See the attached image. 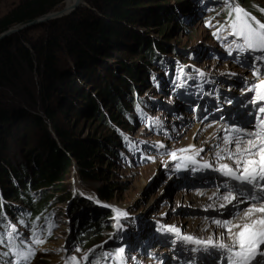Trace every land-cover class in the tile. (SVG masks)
<instances>
[{"label": "rangeland", "instance_id": "1", "mask_svg": "<svg viewBox=\"0 0 264 264\" xmlns=\"http://www.w3.org/2000/svg\"><path fill=\"white\" fill-rule=\"evenodd\" d=\"M19 2L20 0H0V17L6 15ZM175 2L160 1L144 3L142 6L145 9L157 7L156 5L170 8ZM233 4H235L234 0H201L193 5L192 10L183 14V24L165 22L155 25L141 22L133 26L138 33L166 44L168 53L165 59L176 60L177 67L180 68V74L177 76V70L172 67L166 72H163L162 67H156L153 72L155 86L149 89L141 86L142 93L138 95L144 103L141 110L144 112L145 121L150 122L145 128L139 125L137 120L132 124L127 123L126 117L117 115L112 108L104 107V103L99 98V91L97 92L104 86V82L111 81L112 77L116 78V74L120 75L121 64H136L139 61L133 51L128 27L103 51L105 54L102 57L98 56L86 78L90 81L86 83L80 79L77 80V85H72L68 76L69 71L72 72L73 69L70 60L65 54L58 55L60 69L66 79L60 86L59 92L53 96L51 106L58 108L57 117L62 127L76 137L100 148L97 152L98 158L93 164L97 181L82 182L76 177L70 178L68 181L70 191L92 203L96 201L95 190L101 186L109 187L113 194L112 200L103 201L104 210L110 214L107 219L110 229L104 232L98 244L102 246L98 264H110L111 256L114 255L110 248L124 250V259L120 253H115V264H122L123 260L124 264H151L153 258L149 260L148 248L152 239L162 236L165 226L174 227L202 240H206L209 236L213 237L214 242L228 240L227 234L221 236L225 229H220L214 223V219L219 215H222L224 221L233 218L234 211L227 207L234 202L229 204L224 200L226 206L221 207L222 192L215 188L192 187L190 184L196 179L195 172L190 167L184 166L187 162L183 160L188 156L201 159L211 155V161L215 162L217 161L215 153L221 152V155L226 157L227 153L222 149L228 148L233 151L234 146H226L223 143L225 135L231 132L221 122V115L229 112L233 97L246 93V86L252 85L258 80L256 77L264 74V60L255 59L264 54L239 51L237 44L241 41L230 34L229 25L221 17L224 8ZM84 5L78 10L86 9L96 13L87 0H84ZM250 5L256 13H260L261 19H264V0H250ZM62 7L64 3L55 10ZM146 13L149 15V12L144 10V14ZM144 25L147 27H143ZM24 31L31 39H37L45 34V29L39 26ZM172 49L177 55L171 51ZM195 68L202 72L201 75L210 78L209 81L212 83V88L208 89V95L204 100L203 108L207 111L203 115L205 120L200 123L188 118L186 112L191 90L197 91L194 85L196 77L187 71L196 72ZM24 81L27 82L30 93L32 92L31 97L36 100L34 107H29L27 94L24 101L18 99L17 95L13 97L26 112L38 113L41 116L39 90L42 77L34 72L27 73ZM82 92L92 97L98 104L100 112L106 118L105 123L92 120L91 114L82 104L83 100L77 96ZM112 127L118 130L132 146L130 150H124L119 145L115 149L119 156L110 153L105 147L109 137H112L115 143L118 140L112 133ZM216 127H221L227 132L217 136L210 135L212 129L216 134L221 132H215ZM39 136L38 130L33 128L16 130L15 138L7 141L5 156L11 161H16L17 167L21 168L22 164H28L25 162L30 159L26 156L27 152L34 150ZM230 136L234 138L238 135ZM181 149L191 150L181 152ZM201 149L203 151H200ZM173 152L177 154L175 159L171 156ZM197 152L199 155H196ZM43 190L46 195L51 196L49 201L51 209L48 214L51 217L49 220L52 229L45 243L35 246V243L28 239V231L18 226L15 220L9 218L5 222V228L10 236L24 244L25 250L22 252L27 253L31 248L35 253L26 264H91V259L85 260L84 257L89 258L93 249H83L76 243L74 226L71 225L73 221L70 216V205L58 204L54 201V198L61 193H55L49 188ZM11 204L19 212L21 205L18 202ZM116 210L126 215L117 217ZM238 213L237 211L236 214ZM124 223L127 230H132L131 234L140 236V242H136V238L133 237L123 240L121 232ZM36 233L35 238L41 239L42 231ZM144 241L145 247H143ZM138 245L141 248H137ZM154 249L157 250V246ZM163 255V258L168 256L167 253ZM72 257L76 260L73 261ZM160 259L161 257L153 259L155 263L152 264H165L164 260ZM17 260H19L18 256L1 257L0 253V264H9V261L16 264Z\"/></svg>", "mask_w": 264, "mask_h": 264}, {"label": "trees", "instance_id": "2", "mask_svg": "<svg viewBox=\"0 0 264 264\" xmlns=\"http://www.w3.org/2000/svg\"><path fill=\"white\" fill-rule=\"evenodd\" d=\"M63 1L20 0L18 5L0 17V34L27 20L54 11ZM87 1L96 13L86 9L78 10L57 22L39 26L45 29V34L37 39L29 38L26 31H23L0 42V240H3V243L6 240V215H14L17 224L29 228L30 231L43 225L49 233L47 215L51 209V196L46 195L44 188L61 193L54 198L56 203L68 204L72 195L68 184L70 178L76 177L82 182H94L98 179L93 164L98 158L97 152L100 148L62 127L57 117L58 108L51 106L53 96L59 92L66 79L61 72L58 55L65 54L70 60L73 68V75L71 71L68 75L70 83L77 85V80L80 79L86 83L90 81L86 78L98 56L102 57L105 54L103 51L128 27V35L133 42L132 47L138 63L121 64L120 75L116 74V78L112 77L111 81L104 82V86L96 90L99 91V98L104 107L112 108L117 115L126 117V122L132 124L130 115L133 110L137 111L139 103H142L138 98L142 93L141 86L146 89L153 87V72L156 67L176 65L174 61L164 59L168 53L166 44L138 33L133 26L141 22L183 24V14L192 10L193 5L201 0H174L176 2L170 8L156 5L157 7L147 9L142 6L144 3L170 0ZM235 3L256 13L251 8L250 0H235ZM144 10L148 11L149 15L144 14ZM221 17L230 22L229 7L224 8ZM171 51L177 55L174 49ZM32 72L42 77L39 90L41 116L38 113L26 112L13 97L17 95L18 99L24 101L27 94L29 107H34L36 100L31 97L32 92L30 93L31 90L24 81L25 75ZM83 92L77 96L83 100L82 104L91 114L92 120L105 123L106 118L100 112L98 104ZM25 128L38 130L40 136L34 150L27 152L26 156L30 159L25 162L28 164L24 163L20 168L17 167L16 161H11L5 154L8 139L15 138L16 130ZM112 131L118 140L115 143L113 138L109 137L105 147L110 153L119 156L115 149L124 145L125 140L118 130L113 128ZM95 196L103 201L113 199L112 191L107 186L97 188ZM12 202H18L25 209L22 216L16 214ZM70 209L76 243L83 249L97 246L104 232L110 229L107 223L110 214L79 195L71 200Z\"/></svg>", "mask_w": 264, "mask_h": 264}, {"label": "snow or ice", "instance_id": "3", "mask_svg": "<svg viewBox=\"0 0 264 264\" xmlns=\"http://www.w3.org/2000/svg\"><path fill=\"white\" fill-rule=\"evenodd\" d=\"M231 35L238 37L241 43L237 44L239 51L245 50L250 52H260L264 54V22L258 20L255 16L250 15L238 4H233L229 8ZM256 60H264V55L255 57ZM258 72V70H257ZM256 95V104L258 112L261 114L258 118L259 122L253 126V130L244 133L243 136L234 138L225 137L224 145L234 146V151L225 148L222 151L227 152V157L221 155V152L215 153L218 159L232 161V164H221L217 171L223 173L224 176L230 177L239 184H224L225 190L228 192L224 195L223 200L231 204L234 200L239 203H247L248 207L240 210L237 219L239 222L233 223L231 220L220 221L214 223L225 229L221 233L225 234L231 240V243H224L222 240L214 242L213 237L209 236L206 240L196 239L193 236H183L182 239L197 245L214 247L227 253V264H264V80L259 83H253L249 89ZM233 131H240L234 129ZM191 149H181V152H187ZM200 151H203L202 149ZM176 153H171L175 159ZM199 155V152L196 153ZM180 165H177L179 167ZM203 167H211L205 162ZM236 192V196L233 195ZM240 197V199H237ZM224 207V205H221ZM236 207V205H233ZM117 211V217L125 216L126 213ZM15 231V229H13ZM169 231L177 232L174 227H170ZM35 233L32 236L35 237ZM11 238V237H10ZM35 244H41L44 241L36 237L33 241ZM3 243V240H0ZM197 249H193L195 251ZM123 252V249L119 250ZM34 251L29 248L27 253L13 252V256H18L16 264H26L34 255ZM8 255V253H5ZM107 255V254H105ZM73 261L75 257L71 258ZM88 259L87 256L84 257ZM12 264V261H9Z\"/></svg>", "mask_w": 264, "mask_h": 264}, {"label": "water", "instance_id": "4", "mask_svg": "<svg viewBox=\"0 0 264 264\" xmlns=\"http://www.w3.org/2000/svg\"><path fill=\"white\" fill-rule=\"evenodd\" d=\"M83 6H85L84 0H76L69 9L62 7L59 10H54V11H52L48 14H45L43 16H40L36 19L27 20V21H25L19 25H16V26L10 28L6 32L0 34V42L2 40L12 36V35L19 34V33L23 32L24 30H28L30 28L43 25L47 22H51V21H55V20H59L62 18L69 17L74 12H76V10L80 9Z\"/></svg>", "mask_w": 264, "mask_h": 264}, {"label": "bare ground", "instance_id": "5", "mask_svg": "<svg viewBox=\"0 0 264 264\" xmlns=\"http://www.w3.org/2000/svg\"><path fill=\"white\" fill-rule=\"evenodd\" d=\"M76 0H65L63 3H64V7L65 8H67V9H69L72 5H73V3L75 2ZM242 104V102H240L239 103V105H241ZM217 128V130H215V132H218V131H221L219 134H216V133H214V129H212L211 131H210V135L211 134H215L216 136L217 135H221V134H223L224 132H227L226 130H224L223 128H221V127H216ZM215 128V129H216ZM219 128H221V130L219 129ZM245 131V130H244ZM231 133H232V131H231ZM233 149V151L235 150L234 148H232ZM226 152V151H225ZM227 153V152H226ZM234 203H232V205L231 206H228L227 207V209H231V208H237L238 209V212H240V210H244V209H246L248 206H242V205H238L235 201H233ZM221 205H224V206H226L225 205V201L224 200H222L221 201ZM233 205H236V207H233ZM238 206H241L240 208H238ZM226 210V209H225ZM239 214V213H238ZM238 214H236V216H235V214H234V217L233 218H231L230 220L231 221H233V223H237V222H239V220L237 219V216H238ZM215 216L217 215V214H214ZM222 215H219V216H216V218L214 219V221H216V220H220V221H224L223 220V218L221 217ZM236 217V218H235ZM220 229H222L221 227H219ZM227 238H228V241H231L230 240V238L228 237V235H227Z\"/></svg>", "mask_w": 264, "mask_h": 264}]
</instances>
